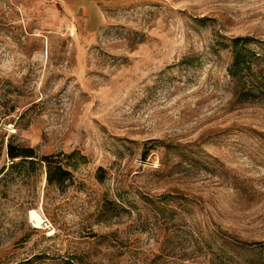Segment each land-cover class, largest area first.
Listing matches in <instances>:
<instances>
[{
  "label": "rangeland",
  "instance_id": "374dc122",
  "mask_svg": "<svg viewBox=\"0 0 264 264\" xmlns=\"http://www.w3.org/2000/svg\"><path fill=\"white\" fill-rule=\"evenodd\" d=\"M246 36L264 70V0H0V264H264Z\"/></svg>",
  "mask_w": 264,
  "mask_h": 264
},
{
  "label": "trees",
  "instance_id": "16d2710c",
  "mask_svg": "<svg viewBox=\"0 0 264 264\" xmlns=\"http://www.w3.org/2000/svg\"><path fill=\"white\" fill-rule=\"evenodd\" d=\"M255 42L253 37H236L230 43L223 44L229 49L231 54V64L228 67V75L233 79L238 87V98L248 101H264V70L260 67V56L251 47ZM8 158L17 165L15 161L19 159L22 163L34 161L37 156L31 148L8 147ZM40 160L46 163V178L49 183L54 181L62 182L68 172L63 166L52 167L49 156H42ZM52 169L59 173L58 178L53 176Z\"/></svg>",
  "mask_w": 264,
  "mask_h": 264
},
{
  "label": "bare ground",
  "instance_id": "6f19581e",
  "mask_svg": "<svg viewBox=\"0 0 264 264\" xmlns=\"http://www.w3.org/2000/svg\"><path fill=\"white\" fill-rule=\"evenodd\" d=\"M30 219L35 224V227H39L43 223L42 217L36 211H31Z\"/></svg>",
  "mask_w": 264,
  "mask_h": 264
},
{
  "label": "built area",
  "instance_id": "2783aa9c",
  "mask_svg": "<svg viewBox=\"0 0 264 264\" xmlns=\"http://www.w3.org/2000/svg\"><path fill=\"white\" fill-rule=\"evenodd\" d=\"M60 1H65V0H60Z\"/></svg>",
  "mask_w": 264,
  "mask_h": 264
},
{
  "label": "crops",
  "instance_id": "0c3cea01",
  "mask_svg": "<svg viewBox=\"0 0 264 264\" xmlns=\"http://www.w3.org/2000/svg\"><path fill=\"white\" fill-rule=\"evenodd\" d=\"M66 1V0H65Z\"/></svg>",
  "mask_w": 264,
  "mask_h": 264
}]
</instances>
